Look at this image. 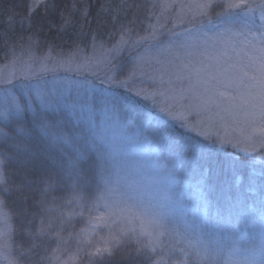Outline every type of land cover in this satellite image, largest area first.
Here are the masks:
<instances>
[{"label":"snow or ice","instance_id":"obj_1","mask_svg":"<svg viewBox=\"0 0 264 264\" xmlns=\"http://www.w3.org/2000/svg\"><path fill=\"white\" fill-rule=\"evenodd\" d=\"M4 15L5 67L20 70L0 73V218L17 222L0 264H264V0H23ZM45 29L69 36V50L46 43ZM145 64L157 90L133 87ZM171 92L188 116L157 103ZM122 127L160 145L174 184L195 178L205 209L215 192L216 218L195 213L178 227L134 196L130 161L106 133ZM67 192L102 202L94 219L106 226L133 202L144 211L94 242L62 213L54 225Z\"/></svg>","mask_w":264,"mask_h":264},{"label":"rangeland","instance_id":"obj_2","mask_svg":"<svg viewBox=\"0 0 264 264\" xmlns=\"http://www.w3.org/2000/svg\"><path fill=\"white\" fill-rule=\"evenodd\" d=\"M27 2L31 3V0H27ZM257 3H259V0H257ZM258 11L259 10L257 9V14ZM241 19L242 17H238L235 20L239 22ZM64 50L68 51L69 49ZM103 55L104 54L98 50L95 53L94 59H99ZM5 63L6 62L4 61V58L0 59V73L9 75L14 71L20 70L19 65L14 67L13 65L8 64V66L5 67ZM142 73H147L148 75H142ZM60 74L61 76H71L74 79L81 80L87 77L89 80L94 81V77L88 71H83L78 76L74 73H66L64 71H61ZM149 75L158 76V73L154 72L152 68L148 67L146 64L139 67L137 69V79L133 82V87L135 89H139L142 86L148 87L151 85L153 90H157V85L152 84V82L149 81ZM167 78L168 77L165 76V79ZM141 80L144 81L143 84H141ZM157 103L162 107L165 105V103L173 106L177 116L189 115L185 108L182 107L179 96L175 92L166 93L164 97L158 96ZM216 130H220L221 134H223V129H212L213 132ZM135 131L136 130L134 128L123 127L119 129H106V133L113 138L120 153L130 161V167L125 174V182L127 185H131V187L136 190L132 193L134 196L138 193L140 199H142L145 204H151L153 208H156L159 212L164 213L166 217L171 218L179 227L183 225L185 220L191 219L192 216H190V211L192 212L193 206L187 203L184 196L185 191L179 186V184L173 183L169 172L155 163L152 159V154L143 148ZM109 199L110 201L119 200L120 197L116 195L114 197H110ZM143 211L144 209L138 205H135L133 202L123 213V216L127 217V219H120L116 225L110 224L109 226H106L105 222L100 221L102 224H104V226H106L103 237L107 236L109 227L116 228L136 226L130 221H133L134 217L142 214ZM144 219L146 222H148L152 218L151 216L146 215L144 216ZM180 230L182 231V228ZM0 232L4 234L3 237L0 238V242L9 243L13 238V224L10 213H8L5 217L0 218ZM222 258H228L227 250H225Z\"/></svg>","mask_w":264,"mask_h":264},{"label":"trees","instance_id":"obj_3","mask_svg":"<svg viewBox=\"0 0 264 264\" xmlns=\"http://www.w3.org/2000/svg\"><path fill=\"white\" fill-rule=\"evenodd\" d=\"M19 2V3H18ZM0 0V13L5 14L3 19L6 20L7 16L6 13L8 10H12L15 5L21 4L23 0ZM103 2V0H102ZM238 17H241L239 14L234 15V19H237ZM3 32V28H0V33ZM46 38L42 37V39L45 40L46 43H55L56 45L62 47L63 49H69L72 45V40L69 36H64L62 34H57L56 30L53 29L52 32H47V29H45ZM4 45L3 41L0 40V59L4 57ZM124 57H127V54H123ZM122 65L126 68H130V64L128 63L127 59L122 61ZM67 118L71 121L72 118L70 115L65 114ZM135 129V128H134ZM135 133L138 136V139L140 140L141 145L145 150H148L152 154V159L155 163H157L159 166H161L163 169L168 171V168L171 167V165H165L164 163V156L161 154V147L158 145L155 141H150L147 136H140L137 129H135ZM179 186L185 191V199L188 204L193 206L192 212L190 211V216H193L195 213L199 214H205L212 218H216V214L218 209H221L223 206V201L217 196L215 192L211 193L209 196V206L207 209H205L199 201L198 193L196 189V179L186 176H181L179 178ZM63 196V199L60 201L61 206H53L50 210V214L53 220L54 225L60 223L61 219V213H62V220L65 222V226L68 227L69 231H74L75 233H79L80 229L86 228L88 229L86 240L90 239L94 242H99L101 237L105 234L106 226L102 224L99 220L94 219L96 216L100 215L101 212H103L102 202L101 207L99 210L93 207V204L95 203L93 197H85L84 200H81L74 196L71 192L60 194ZM83 195V194H82ZM70 201V202H69ZM252 201L249 200V205L251 206ZM91 209V212L85 210V209ZM83 213V215H81ZM12 224H13V230L17 227V222L14 218H12ZM75 226L74 229L72 226ZM92 225H96L95 230H92ZM243 225H241V231H243ZM64 235L67 237V233H64ZM78 241L77 239H72L70 241V248L74 251L75 247L77 245ZM81 247H86L85 244L81 245ZM82 255V253H81ZM168 257L165 256V259ZM67 259V257H65ZM69 264H75V262L69 260Z\"/></svg>","mask_w":264,"mask_h":264}]
</instances>
